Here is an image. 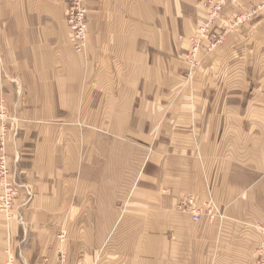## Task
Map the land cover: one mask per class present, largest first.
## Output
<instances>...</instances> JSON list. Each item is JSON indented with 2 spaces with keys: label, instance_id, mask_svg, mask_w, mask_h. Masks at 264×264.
<instances>
[{
  "label": "crops",
  "instance_id": "crops-1",
  "mask_svg": "<svg viewBox=\"0 0 264 264\" xmlns=\"http://www.w3.org/2000/svg\"><path fill=\"white\" fill-rule=\"evenodd\" d=\"M207 0H0L7 153L34 198L0 211V264H254L264 243L263 0H231L225 42L184 75ZM213 201L195 223L179 203ZM65 234L61 241L59 236ZM66 262H60V256Z\"/></svg>",
  "mask_w": 264,
  "mask_h": 264
},
{
  "label": "built area",
  "instance_id": "built-area-1",
  "mask_svg": "<svg viewBox=\"0 0 264 264\" xmlns=\"http://www.w3.org/2000/svg\"><path fill=\"white\" fill-rule=\"evenodd\" d=\"M231 0H207L205 3V17L200 21L194 37L190 39V54L186 61L193 66H198V56L201 50L213 53L225 41L227 29L236 28L240 23L253 17L255 12L241 17H235L232 23L223 20V13ZM66 23L69 29V41L72 48L81 53L85 50L89 37L88 6L86 0H66ZM264 9V0L261 4ZM13 119L9 115L6 101L0 98V211L8 220L14 219L24 227V210L31 204L34 193L30 186L22 183L17 174L15 158L14 164L7 153L10 137H17L18 129L12 125ZM177 210L191 216L195 223L203 219L214 220L223 218L213 201L200 203L195 197L182 200ZM260 233L264 236V225L259 226ZM61 241L66 239L65 234L59 236ZM65 262V256H60ZM7 264H16L9 258ZM254 264H264V243L257 249Z\"/></svg>",
  "mask_w": 264,
  "mask_h": 264
},
{
  "label": "rangeland",
  "instance_id": "rangeland-1",
  "mask_svg": "<svg viewBox=\"0 0 264 264\" xmlns=\"http://www.w3.org/2000/svg\"><path fill=\"white\" fill-rule=\"evenodd\" d=\"M206 3V2H205ZM204 11H205V4H204ZM205 17V16H204ZM199 25V24H198ZM198 27V26H197ZM197 27L195 28V31H194V33L192 34V36L191 37H189V41H190V39L192 38V37H194V35H195V33H196V30H197ZM230 29V28H229ZM225 42V41H224ZM221 46V45H220ZM190 46H189V49H188V51H187V53H186V55H185V57H184V61H185V63L187 64V67H188V70H187V72H186V74L184 75V77H186L188 80H190L191 79V77H194V75H196L197 74V72L199 71V69H200V67H201V64H202V59H203V57H206V56H208V55H210V54H212V53H208V52H206L205 50H201V52H200V55L198 56V66H193V65H190L187 61H186V57L190 54ZM215 52V51H214ZM213 52V53H214ZM13 119V118H12ZM18 163V162H17ZM17 169V168H16ZM17 174H18V178H19V172H18V169H17ZM14 220V219H13ZM219 220V219H218ZM16 221V220H15ZM17 222V221H16ZM261 226V225H260ZM258 228V231H259V227H257ZM260 232V231H259ZM66 236V235H65ZM66 258V257H65ZM8 261V260H7ZM7 261H6V264H7ZM60 262L61 263H65L66 262V259H65V262H62V260L60 259ZM16 263V262H15Z\"/></svg>",
  "mask_w": 264,
  "mask_h": 264
}]
</instances>
